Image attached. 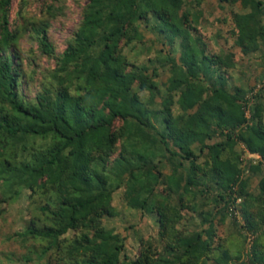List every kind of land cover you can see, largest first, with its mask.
<instances>
[{
    "label": "trees",
    "instance_id": "obj_1",
    "mask_svg": "<svg viewBox=\"0 0 264 264\" xmlns=\"http://www.w3.org/2000/svg\"><path fill=\"white\" fill-rule=\"evenodd\" d=\"M61 1L27 15L21 0L11 28L12 0H0V219L20 200L28 215L5 238L25 254L0 264H232L249 235L246 262L264 264V72L250 97L229 84L235 50L264 64V0H218L233 38L218 51L206 0H87L56 54L48 30ZM144 31L168 52L138 64L125 49L148 51ZM25 37L53 67L21 54ZM121 189L156 227L133 257L105 225ZM238 198L241 220L229 214ZM228 217L234 256L217 236Z\"/></svg>",
    "mask_w": 264,
    "mask_h": 264
},
{
    "label": "rangeland",
    "instance_id": "obj_2",
    "mask_svg": "<svg viewBox=\"0 0 264 264\" xmlns=\"http://www.w3.org/2000/svg\"><path fill=\"white\" fill-rule=\"evenodd\" d=\"M39 0H26V4L23 8L27 15L38 14L37 10L40 6ZM87 0H62L59 5L63 7L62 14H59L50 23V28L48 30L49 40L55 48V53L60 54L66 47L67 40L72 36L75 29L77 28L79 21L81 19L82 8L85 6ZM222 4V3H221ZM220 3L218 0H206L203 5L205 11L206 20V34L205 37L214 34L219 31L221 33V38L217 42H210L213 50L218 51L220 48L225 50L230 49L233 44V38L230 37L229 30L231 28V21L229 13L226 10L221 11ZM21 7V0H12L10 10H9V22L11 28H13L17 23H19V17L17 12ZM238 5L234 6V10L238 9ZM37 12V13H36ZM224 12V14H223ZM220 18L221 21H218ZM146 42L144 47L148 48L140 56H136L135 53L139 49L134 51L129 48L125 49L126 56L138 64L147 63L149 59H155L156 50L161 49L162 55L167 54L168 46H162L158 42H154V36L146 31ZM19 50L21 54L27 50L34 52L37 58V63L42 68H50L54 66V62L44 56H41L36 49V44L31 43L26 37L19 41ZM236 59V67L230 71L231 78L229 79V84L233 86L243 87L247 93L246 96L250 97V88L260 85L259 81L255 80V77H260L264 72V64L259 57V53L251 55L249 58L243 57L239 51H234ZM174 55L178 56V48L175 47ZM34 59V56H30ZM160 76L158 78L160 83L165 82L168 72L166 69L159 68ZM264 120V113H263ZM259 159V156L256 157ZM113 206L116 208L118 215L112 219H106L105 225L109 228H113L117 233L125 235L126 247L128 253L133 257L138 252L139 247V237L147 238L149 236H155L156 227L154 225V220L148 216V214L143 215L139 211L130 210L126 207L123 200V189L119 190L113 195ZM26 202L24 200L17 201L6 208V213L3 218L0 219V259L4 261L3 257L6 254L13 255L14 258H20L25 254L19 244L14 240H6L5 238L12 235L18 229L21 228V219L28 218L25 211ZM241 220V219H239ZM243 223V221H241ZM128 231H125L127 227ZM219 238L225 240L223 242L224 247H228L231 251L232 256L235 252L241 248L237 243V248L232 246L238 239L236 235V229L232 224L231 218L228 217L225 222L219 226L217 233ZM252 237L249 235L244 244V248L241 249L243 256L241 261L237 262L233 260L234 264H248L246 261V252L249 248ZM217 240V239H216ZM239 242V241H238ZM241 242V241H240ZM239 247V248H238ZM232 263V264H233ZM3 264H25L23 262H4Z\"/></svg>",
    "mask_w": 264,
    "mask_h": 264
},
{
    "label": "built area",
    "instance_id": "obj_3",
    "mask_svg": "<svg viewBox=\"0 0 264 264\" xmlns=\"http://www.w3.org/2000/svg\"><path fill=\"white\" fill-rule=\"evenodd\" d=\"M241 202V199H236V202L234 203V204H232L231 206H230V208H229V210H230V215L231 216H234V217H236L238 220L240 219V217H239V207H238V204Z\"/></svg>",
    "mask_w": 264,
    "mask_h": 264
},
{
    "label": "crops",
    "instance_id": "obj_4",
    "mask_svg": "<svg viewBox=\"0 0 264 264\" xmlns=\"http://www.w3.org/2000/svg\"><path fill=\"white\" fill-rule=\"evenodd\" d=\"M255 157H257V156H255Z\"/></svg>",
    "mask_w": 264,
    "mask_h": 264
}]
</instances>
